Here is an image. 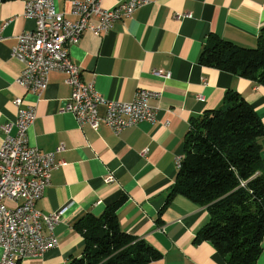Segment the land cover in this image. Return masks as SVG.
Here are the masks:
<instances>
[{"label": "crops", "instance_id": "obj_1", "mask_svg": "<svg viewBox=\"0 0 264 264\" xmlns=\"http://www.w3.org/2000/svg\"><path fill=\"white\" fill-rule=\"evenodd\" d=\"M27 1L0 2V146L6 136L3 126L15 121L21 97L25 105H36L30 142L43 151L63 145L56 158L66 164L53 171L52 183L37 204L45 213L64 209L55 227L58 245L19 264H65L81 256L84 236L78 220L87 213L101 215L123 194L128 199L118 210L121 226L163 254L148 264H228L212 242L195 241L210 219L208 209L184 195L169 204L166 200L194 116L220 107L233 90L264 122V85L199 62L214 33L241 46H256L264 29V0H148L108 33L84 32L70 55L84 80L93 81L107 99L129 102L140 88L161 92L149 101L157 108V120L143 121L119 135L106 125L97 130L80 125L72 112H61L71 93L64 73L51 72L40 99L17 82L24 63L13 49L21 33L35 28V21L24 15ZM119 2L103 0V5ZM56 4L72 18L65 0ZM99 111L104 114L105 106ZM11 133H16L15 126ZM260 142L264 156V136ZM109 175L115 181L107 182ZM7 204L16 205L10 200ZM257 264H264V238Z\"/></svg>", "mask_w": 264, "mask_h": 264}, {"label": "trees", "instance_id": "obj_2", "mask_svg": "<svg viewBox=\"0 0 264 264\" xmlns=\"http://www.w3.org/2000/svg\"><path fill=\"white\" fill-rule=\"evenodd\" d=\"M199 62L264 85V29L254 47L211 34ZM263 136L264 122L254 106L229 90L223 105L191 119L175 183L168 192L166 204L184 195L208 209L210 219L195 241L212 242L228 264H257L262 252ZM127 199L123 194L101 215L87 213L78 220L84 249L65 264H148L163 256L121 226L118 210Z\"/></svg>", "mask_w": 264, "mask_h": 264}, {"label": "built area", "instance_id": "obj_3", "mask_svg": "<svg viewBox=\"0 0 264 264\" xmlns=\"http://www.w3.org/2000/svg\"><path fill=\"white\" fill-rule=\"evenodd\" d=\"M65 2L72 18L58 10L56 0L26 2L24 15L35 21V28L21 33L13 49L14 56L24 63L17 82L40 99L48 87L51 72L64 73L71 93L61 112H72L80 125L89 124L96 130L106 125L119 135L143 121L155 122L157 108L149 101L160 97L161 92L140 88L132 101L107 99L93 81L84 80L81 67L70 55V47L80 41L84 32L106 34L116 21L132 17L148 0H120L113 7L104 6L103 0ZM157 73L170 76L165 71ZM16 105V119L3 126L6 136L0 146V264H19L23 259L39 258L56 247L55 227L62 221L64 212L61 209L45 213L37 207L52 183L53 171L66 164L56 158L64 146L43 151L33 145L29 131L37 118L36 105H25L21 97L17 98ZM100 106H105L104 114L100 113ZM14 126L16 133L12 134ZM106 181L113 182L115 177L109 175ZM8 200L16 205L9 206Z\"/></svg>", "mask_w": 264, "mask_h": 264}]
</instances>
